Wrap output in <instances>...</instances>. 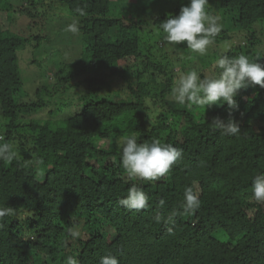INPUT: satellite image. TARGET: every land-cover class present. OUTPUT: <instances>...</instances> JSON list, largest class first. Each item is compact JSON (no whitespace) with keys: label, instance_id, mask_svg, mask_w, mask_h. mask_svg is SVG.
<instances>
[{"label":"trees","instance_id":"trees-1","mask_svg":"<svg viewBox=\"0 0 264 264\" xmlns=\"http://www.w3.org/2000/svg\"><path fill=\"white\" fill-rule=\"evenodd\" d=\"M24 1L20 11L35 24L38 0ZM61 1L78 17L84 50L81 58L54 72L58 83L49 91L50 100L42 99L41 89L35 100H25L19 52L38 35L0 30V109L8 120L0 142L17 145L24 155L0 162V206L15 210L0 220V264H66L68 256L79 264H99L108 254L119 264H264V202L252 196V180L264 172V88L239 91V108L232 116L241 131L223 135L211 121H227L226 104L206 107L211 116L198 120L194 108L199 107L167 99L179 71L169 53L141 50L138 31L146 20H132L120 10L117 14L118 0ZM177 1L153 23L178 15L188 3ZM216 5L218 15L224 11L250 32L249 43L222 53L214 49L211 59L204 60L182 42L187 53L178 59L202 78L214 73L221 55L255 52L263 42L254 27L264 23V0H216ZM232 33L221 30L213 44L220 47ZM70 82L81 86L75 111L60 121H40L37 112L56 104L53 92L60 88L55 87ZM105 86L110 88L101 95ZM149 101L162 110H152ZM22 112L36 115L28 127L19 123ZM133 132L140 142L155 139L182 150L166 176L154 182L129 180L117 141ZM133 184L149 198L148 208L139 212L117 203ZM187 187L198 191L201 200L192 215L182 212ZM174 212L168 223L155 220L157 214L166 219ZM69 228L78 229L80 238L70 239Z\"/></svg>","mask_w":264,"mask_h":264},{"label":"clouds","instance_id":"clouds-1","mask_svg":"<svg viewBox=\"0 0 264 264\" xmlns=\"http://www.w3.org/2000/svg\"><path fill=\"white\" fill-rule=\"evenodd\" d=\"M209 0H188L182 4L179 14H169L159 23V32L163 40L172 46L187 42L186 48L191 53L205 56L214 43V39L222 30L219 17L208 11ZM83 15V12H81ZM79 23L73 21L66 31L76 34L79 32ZM259 85L264 88V64L253 60L247 55L236 57L221 55L215 61V71L212 75L201 76L196 70L181 73L171 88V97L179 105L187 108L193 106L206 109L212 105H225L229 113L227 121L214 117L212 124L223 135H237L241 128L233 118L232 113L239 108L236 96L242 88ZM3 141V137H0ZM121 149V165L129 180L154 182L166 176L182 156V150L172 144L162 143L159 140L140 142L139 136L133 132L118 140ZM18 160V153L13 145L0 142V162L12 163ZM252 196L257 203L264 202V172L258 173L252 180ZM149 198L142 188L133 184L127 195L118 199L117 203L128 210L139 212L148 208ZM164 200H160L163 206ZM201 207L199 192L193 187L185 188L183 192L182 212L192 215ZM15 215L11 206H0V220ZM176 213L166 219L159 214L155 220L168 223L174 219ZM68 237L72 240L80 238L78 229L69 228ZM66 264H79L74 256H68ZM99 264H119V259L111 254L101 256Z\"/></svg>","mask_w":264,"mask_h":264},{"label":"rangeland","instance_id":"rangeland-1","mask_svg":"<svg viewBox=\"0 0 264 264\" xmlns=\"http://www.w3.org/2000/svg\"><path fill=\"white\" fill-rule=\"evenodd\" d=\"M45 1L46 0L36 1L38 5L36 6L37 12L35 14L38 20H36L35 24H31V18L20 11V8L25 3V1L0 0V7L6 10H0V19L2 22L0 30L13 31L15 34L34 35L35 37L38 35L39 37H33L31 42L19 52L20 72L22 75L24 88L27 90V96L25 100H35L38 97V89H41L43 92L42 99L50 100L48 98L50 96L49 91H53L54 85L58 83L54 72L58 71L60 67H64L65 65L70 66L72 62L81 58L83 55L84 46L79 33L73 34L72 32L66 31L67 26L73 21H77L78 17L73 15L61 0H48L44 4ZM137 1L145 0H118V3H115L116 6H118V11H116V13L118 14L120 11H122L125 12L128 18H131L132 20H140V22L142 19L146 20L141 22L144 25H140V29L138 31V35L141 38L140 48L142 51L150 55L151 53L155 55L169 53L168 55L172 56L171 58L173 61H176L175 69L179 71L177 74L174 73L176 81L178 76L183 73V71L186 73L187 71L192 70L190 69V65H186V63L181 64L180 60L178 59V56H184L187 53H185L186 48L183 47L182 42L176 46L167 44L163 40L162 34H158L159 25L154 24L153 19L164 14L165 12L172 10L175 5H179V2L177 0H157L154 3ZM208 11L217 17L224 13L223 11L221 14H217L216 0H209ZM223 17L224 18L219 19V22L222 25V30L233 32L232 34L234 35L232 39L223 42L218 48L212 44L208 50V53L203 56L204 60L206 58L211 59L214 49L222 53L227 48L237 47L238 45H243V47H245L249 43L248 37L250 32L241 30L233 20L229 19L228 14H223ZM149 22L150 24H148ZM263 27L264 23L257 24L254 27L257 36L263 41L260 45L256 46L257 50L254 49L256 53L252 52L251 50L245 51L249 58L253 60L257 59L261 64L264 62ZM149 47H152V50L149 49ZM95 73L96 76H101V73L99 74L97 71ZM98 77H96L97 81L99 79ZM75 84L77 83L70 82V85L67 87L63 83H60L59 87H55V89L60 88L53 92V99L56 104L52 103L49 108L47 106V108L40 109L37 112V115L39 116L38 119H40V121L48 119L60 121V119L65 114H70L71 112L75 111L74 104L78 97L77 92L78 89H80L79 87H81L79 86L76 88L74 86ZM120 84L121 82H117L116 85L119 87ZM109 88L110 86L103 87L101 95H105ZM167 99L170 102L174 101L171 95L167 96ZM149 102L151 104L152 110H162V107L159 103L153 101ZM60 103H64L65 105L61 106L60 108ZM52 110L54 112H51ZM194 111L198 120H203L211 116L210 110H205L200 107L194 108ZM31 115L32 113L28 114L29 117H27L25 116V113L22 112V114L19 115V123L28 127L27 125L31 123L32 117L35 118L36 116L33 114L31 117ZM7 122L8 120L2 115L0 109V136L2 137L5 136ZM120 139L121 138L118 140ZM20 140L21 139H19V141ZM14 146L18 156L23 158L24 155L21 149L17 147V145ZM115 160H119V157H117Z\"/></svg>","mask_w":264,"mask_h":264}]
</instances>
